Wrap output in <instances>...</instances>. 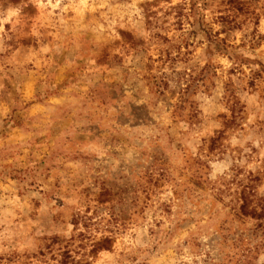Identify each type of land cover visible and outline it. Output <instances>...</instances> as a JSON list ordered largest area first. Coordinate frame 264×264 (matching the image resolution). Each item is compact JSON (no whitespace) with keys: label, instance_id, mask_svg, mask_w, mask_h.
<instances>
[{"label":"rangeland","instance_id":"obj_1","mask_svg":"<svg viewBox=\"0 0 264 264\" xmlns=\"http://www.w3.org/2000/svg\"><path fill=\"white\" fill-rule=\"evenodd\" d=\"M0 264H264V0H0Z\"/></svg>","mask_w":264,"mask_h":264}]
</instances>
